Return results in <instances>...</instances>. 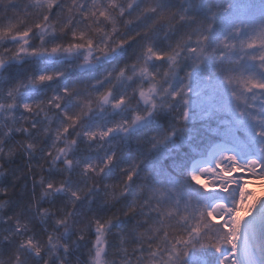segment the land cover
Wrapping results in <instances>:
<instances>
[{"label": "snow or ice", "instance_id": "6c2138e0", "mask_svg": "<svg viewBox=\"0 0 264 264\" xmlns=\"http://www.w3.org/2000/svg\"><path fill=\"white\" fill-rule=\"evenodd\" d=\"M264 0H0V264H264Z\"/></svg>", "mask_w": 264, "mask_h": 264}, {"label": "bare ground", "instance_id": "6f19581e", "mask_svg": "<svg viewBox=\"0 0 264 264\" xmlns=\"http://www.w3.org/2000/svg\"><path fill=\"white\" fill-rule=\"evenodd\" d=\"M249 187L258 195L264 196V185L262 184H253L249 185Z\"/></svg>", "mask_w": 264, "mask_h": 264}]
</instances>
